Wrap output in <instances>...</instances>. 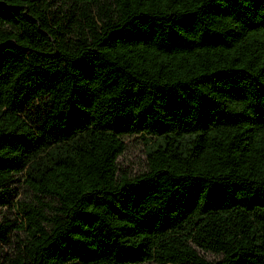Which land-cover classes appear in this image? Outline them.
Segmentation results:
<instances>
[{"label":"trees","instance_id":"1","mask_svg":"<svg viewBox=\"0 0 264 264\" xmlns=\"http://www.w3.org/2000/svg\"><path fill=\"white\" fill-rule=\"evenodd\" d=\"M11 239L0 264H264V0H0Z\"/></svg>","mask_w":264,"mask_h":264},{"label":"rangeland","instance_id":"2","mask_svg":"<svg viewBox=\"0 0 264 264\" xmlns=\"http://www.w3.org/2000/svg\"><path fill=\"white\" fill-rule=\"evenodd\" d=\"M43 100L37 101L34 103L35 108H38L41 106ZM35 110H32L31 112H34ZM124 141V149L122 152L117 155L115 159L116 168L120 172H124L128 174L129 176H132L134 174H137L141 172L145 168V157H144V151H143V145L139 137L136 135H128L123 138ZM16 198H24L27 200V198L30 196V193L25 190V188L21 184L16 185ZM5 208V207H4ZM2 209V214H5L6 216L10 217L12 216L14 210L11 207H7L5 209ZM14 244V239H11L9 243L1 244L0 243V254L8 253L10 248ZM198 254L202 256V258L214 261L217 256L211 252L203 251L201 249H197ZM153 264V263H149ZM179 264H185V263H179ZM190 264V263H186Z\"/></svg>","mask_w":264,"mask_h":264}]
</instances>
